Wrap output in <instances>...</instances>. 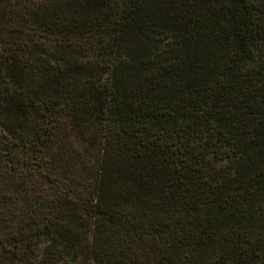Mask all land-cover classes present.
I'll use <instances>...</instances> for the list:
<instances>
[{
    "label": "trees",
    "instance_id": "1",
    "mask_svg": "<svg viewBox=\"0 0 264 264\" xmlns=\"http://www.w3.org/2000/svg\"><path fill=\"white\" fill-rule=\"evenodd\" d=\"M0 264H264V0H0Z\"/></svg>",
    "mask_w": 264,
    "mask_h": 264
}]
</instances>
